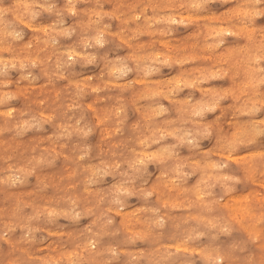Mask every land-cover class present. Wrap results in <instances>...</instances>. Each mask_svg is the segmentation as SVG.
<instances>
[{
  "label": "rangeland",
  "instance_id": "374dc122",
  "mask_svg": "<svg viewBox=\"0 0 264 264\" xmlns=\"http://www.w3.org/2000/svg\"><path fill=\"white\" fill-rule=\"evenodd\" d=\"M0 264H264V0H0Z\"/></svg>",
  "mask_w": 264,
  "mask_h": 264
},
{
  "label": "bare ground",
  "instance_id": "6f19581e",
  "mask_svg": "<svg viewBox=\"0 0 264 264\" xmlns=\"http://www.w3.org/2000/svg\"><path fill=\"white\" fill-rule=\"evenodd\" d=\"M244 12V11H243ZM130 17V16H129ZM186 17V16H185ZM134 19V18H133ZM27 26H28V24H27ZM35 29V28H34ZM68 51V50H67ZM155 56V55H154ZM156 58V57H155ZM74 70V69H73ZM110 70H112L111 68H110ZM113 73V72H112ZM169 78V77H168ZM169 80V79H168ZM113 84V83H112ZM115 84V83H114ZM254 110V109H253ZM252 110V111H253ZM78 138V137H77ZM88 152V151H87ZM229 154V153H228ZM194 173V172H193ZM147 174V173H146ZM224 177V176H223ZM97 182V181H96ZM18 184V183H17ZM9 186V185H8ZM194 193V192H193ZM121 195V194H120ZM144 197V196H143ZM201 198V197H200ZM246 198V197H245ZM240 208V207H239ZM77 216V215H76ZM50 221V220H49ZM158 221V220H157ZM253 231V230H252ZM177 247H178V245H177ZM193 250V249H192ZM221 259V258H220ZM219 260V259H218ZM220 263V262H219Z\"/></svg>",
  "mask_w": 264,
  "mask_h": 264
}]
</instances>
